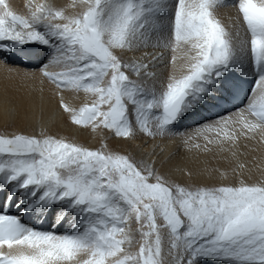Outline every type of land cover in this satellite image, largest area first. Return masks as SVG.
Listing matches in <instances>:
<instances>
[{
    "label": "snow or ice",
    "instance_id": "obj_1",
    "mask_svg": "<svg viewBox=\"0 0 264 264\" xmlns=\"http://www.w3.org/2000/svg\"><path fill=\"white\" fill-rule=\"evenodd\" d=\"M26 7L0 0V62L42 46L38 71L72 125L131 142L179 135L184 120L222 109L185 138L189 151L235 157L242 138L264 144V0ZM65 92L91 101L71 107ZM244 168L182 184L107 142L0 133V264H264V178L249 182Z\"/></svg>",
    "mask_w": 264,
    "mask_h": 264
},
{
    "label": "bare ground",
    "instance_id": "obj_2",
    "mask_svg": "<svg viewBox=\"0 0 264 264\" xmlns=\"http://www.w3.org/2000/svg\"><path fill=\"white\" fill-rule=\"evenodd\" d=\"M34 2L54 3L58 7L67 8V14L78 11L68 7L72 0H34ZM9 3L18 14H27L26 5L29 0H9ZM219 15L227 24L228 18L235 15V10L222 9ZM149 51L154 50L149 49ZM165 55L170 59V53ZM40 56L41 60H47L42 46ZM39 66L26 67L14 61L9 65L0 62V133L22 132L28 135H39L41 130H44L49 134L67 137L93 149L107 142L112 150L131 153L137 158L143 157L146 161L153 162L159 171L182 184L220 183L221 181L212 179L213 175H218L215 170L228 171L229 176L232 177L231 170L238 163L245 165V168L240 171L249 182L264 178V144L258 142L259 137L256 140L242 138L235 157L231 155V152H220L218 149L208 153L195 149L189 151L185 144V146L179 144V141L183 140L180 136L186 128L197 129L205 123L215 121L218 119L217 112L220 113L222 109L205 110L184 120L177 126L180 130L175 129L179 135L156 139L138 136L134 141L125 142L113 137L107 130L92 133L91 129H80L72 125L68 114L59 107V97L55 94L54 86L42 81L38 71ZM64 98L71 107L76 108L91 101V98L83 93L65 92ZM207 113L212 114L211 119L205 118ZM220 114L227 115L224 111ZM196 119L199 121H195ZM189 173L192 175L189 176ZM35 225L43 230L48 229L46 222L36 221ZM62 230L57 229V231Z\"/></svg>",
    "mask_w": 264,
    "mask_h": 264
},
{
    "label": "rangeland",
    "instance_id": "obj_3",
    "mask_svg": "<svg viewBox=\"0 0 264 264\" xmlns=\"http://www.w3.org/2000/svg\"><path fill=\"white\" fill-rule=\"evenodd\" d=\"M177 129H179V127H178ZM179 130H180V129H179ZM195 131H196V129L186 128V129L183 131L184 133L182 132V134H181V136H180V137L183 138V140L179 141V144L185 146L184 143H183L184 140H185V138H186L187 136L194 135ZM184 137H185V138H184ZM180 142H181V143H180ZM194 142H195V143H200V144H203V143H204L203 139H195ZM157 154H159V152H158Z\"/></svg>",
    "mask_w": 264,
    "mask_h": 264
}]
</instances>
